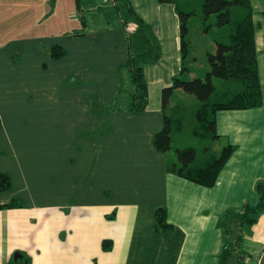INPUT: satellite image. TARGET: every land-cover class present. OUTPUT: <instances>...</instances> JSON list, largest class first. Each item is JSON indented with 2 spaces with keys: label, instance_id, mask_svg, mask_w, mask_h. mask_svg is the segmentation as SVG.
Instances as JSON below:
<instances>
[{
  "label": "crops",
  "instance_id": "obj_1",
  "mask_svg": "<svg viewBox=\"0 0 264 264\" xmlns=\"http://www.w3.org/2000/svg\"><path fill=\"white\" fill-rule=\"evenodd\" d=\"M24 1L14 18L16 46L0 48V106L6 112L14 108L16 117L11 130L4 125L6 112L0 113V149L14 155L24 172L0 199L1 205L18 198L24 203L0 210V264H221V219L256 206V186L264 181V0H251L263 105L217 113L218 141L236 150L213 188L168 173L171 155L153 146L165 124L162 92L186 65L175 5L132 0L161 52L143 70L149 105L133 115L134 86L129 72L120 71L129 57V33L114 11L108 9L113 22L102 21L109 17L102 3L112 2L91 0L94 19L89 23L82 15L84 30L55 35L57 3L40 18L30 15L27 33L22 32V12L32 13L39 0ZM95 6L98 10L91 11ZM82 30L83 35L74 36ZM54 45L65 48L67 57L54 62ZM137 48L145 60L151 58L148 53L155 56L150 42L141 40ZM32 73L44 84L34 86L38 93L29 86ZM10 82L16 83L13 92ZM105 123L111 131L103 135ZM160 207L175 228L172 236L155 230ZM230 227L234 242L239 235L242 239L227 264H239V259L264 264V214L243 229L235 215ZM105 241L112 242L108 252Z\"/></svg>",
  "mask_w": 264,
  "mask_h": 264
},
{
  "label": "trees",
  "instance_id": "obj_2",
  "mask_svg": "<svg viewBox=\"0 0 264 264\" xmlns=\"http://www.w3.org/2000/svg\"><path fill=\"white\" fill-rule=\"evenodd\" d=\"M116 3V12L121 17L125 29L131 28L138 32L140 40L144 43H151L153 54L148 53L149 60L143 58L142 53H138L137 45H140L133 34H128L127 42L129 57L120 71L127 70L130 74L134 91L131 96L130 112L133 115L144 113L149 105V88L145 80L143 70L148 64L157 62L160 58L159 45L154 37L151 27L143 21L133 8L132 0H109ZM160 4H172L176 7V12L181 21V45L183 59L189 54V44L187 35L189 33L188 24L191 18L198 14L193 10L192 0H158ZM53 6L56 0H52ZM76 6L81 10V1L76 0ZM200 10L202 19L205 22L214 20L207 27L216 26L223 30L224 38L217 42L216 52L209 54L210 72L206 79L195 78L191 81L186 79L188 70L184 65L181 75L173 80L171 87L165 88L162 92V109L164 113V128L155 134L153 146L158 153L170 154L173 147L172 133L182 129L180 118L174 119L169 115V106L172 96L177 90H182L188 94L195 95L202 102L197 111V125L193 128V137L201 142H213L219 140L217 133V113L220 111L248 110L260 108L263 105L262 89L259 77L257 61V49L255 45V24L253 21V8L251 0H201ZM80 14L82 27L86 21ZM75 32L74 36L83 35ZM67 50L59 45L52 47V60L54 62L66 58ZM153 57V58H152ZM215 80L225 83L236 82L242 86L238 94H234L226 101L216 102L213 96L216 92ZM114 108L112 111H121ZM173 116V117H172ZM105 130L102 134H109L111 127L105 123ZM2 126L0 120V127ZM233 145L227 144L220 156H213L211 153L200 155L197 148L191 146L183 150H176V157H170L167 163L168 173L175 174L189 182L195 183L205 188H213L218 177L235 152ZM12 177L10 174L0 172V196L12 190ZM259 195V203L256 206L247 205L238 212H229L221 219V227L224 232V244L221 254V264H227L232 255L233 246L239 247L242 236H238L234 242L230 222L235 215L240 216V227H250L254 225L258 218L264 214V181L256 186ZM24 203L18 199L12 200L8 204L1 205L0 210L19 208ZM155 230L163 236H172L175 228L168 222L167 209L160 207L156 214ZM112 249V242H103V250L108 252ZM9 264H16L15 261ZM239 264H244L239 259Z\"/></svg>",
  "mask_w": 264,
  "mask_h": 264
},
{
  "label": "rangeland",
  "instance_id": "obj_3",
  "mask_svg": "<svg viewBox=\"0 0 264 264\" xmlns=\"http://www.w3.org/2000/svg\"><path fill=\"white\" fill-rule=\"evenodd\" d=\"M51 1L52 0H39L37 9L34 8L32 13H27L28 16L26 15L25 12H22V18H21L22 32L23 31L27 32L32 26V22L30 21L29 18L30 15L32 18H34L36 15L38 16V18H40V16L45 12L49 13L51 11L52 9ZM192 1H193V10L197 12L198 16L191 18L188 24L189 33L187 35V40L189 44V54L185 59V64L187 69H190V72L192 73V75L188 73V75L186 76V79L188 81H191L195 78L203 79V80L206 79V76L211 69L208 55L216 52L217 42L221 41L224 38L223 30H220L216 26L209 28L207 27V25L213 23L214 20L209 22L203 21L200 10L201 0H192ZM23 2L25 1L14 0L12 2L11 0H0V48L4 46L3 48L8 50L12 44L14 45V47L16 46V43L13 40H15L16 37L18 36L19 28L17 27V22L14 18L17 17L16 14L19 13L18 11L22 9L23 6L21 5V3ZM32 2L35 3L33 0ZM56 3L58 5V11L54 17L55 20L51 27V29L55 31V35L65 33L66 31L72 32V31L80 30L82 28L81 26L82 21L78 16L80 14H83V16H85L86 18V21L89 23L91 22L92 19H94V15L91 14L88 10V7H90V5L93 4L91 0H82V8H83L82 10L77 8L76 0H56ZM102 5H103V10L106 9L105 11L109 15V17L106 18V20L105 19L102 20L103 22H106L107 20L113 22L114 14H116V16L119 19L120 16L117 14L115 10H113L111 6V5L113 6L115 5L116 7V3H112V4L102 3ZM108 9L110 11H114V14L110 15ZM90 10L95 12V10L97 11L98 9L97 6H95ZM18 22L20 23L19 19ZM13 25L14 26L16 25L14 29H13ZM40 28L42 27H38V29ZM44 31L45 29H43V33L41 34V37H44ZM128 33L133 34L132 36H135V38L138 39V42L141 41L138 32L136 30L131 28L128 31ZM46 36H47L46 39H50L49 34H47ZM6 40H9V43L2 45L1 42ZM214 83L216 87V92L215 95L213 96V99L216 102L226 101L228 98H230L234 94L240 93L242 90V86L236 82L225 83L219 80H215ZM15 84H16L15 82L9 83L8 89L10 92H13L15 90ZM30 84L31 85L29 86L31 87V92L35 90L34 86L36 84H39V87L41 85V89L44 87V84L41 83L39 79L37 83L36 79L34 78V73H32L31 75ZM35 91L37 93L39 92L37 90ZM201 104L202 102L198 100V98L195 95L188 94L182 90L176 91L175 94L172 96L168 113L169 115L177 116L174 117V119L180 118L181 121H183V129L176 130V128H174V131L172 133L173 147L169 155H171L170 157H173V160L176 157L175 154L176 150H183L186 149L187 147L193 146L197 148L200 155L211 153V155L218 157L221 155L224 147L226 146L224 142H220L218 140L205 143V142L197 141V139L193 137L192 134L193 128L197 125L198 122L196 115ZM13 109L14 108H10L6 112V109L0 106V113L6 112V115H3L5 116L4 125H7V128H10L11 130H12L11 121L14 118H16L12 114ZM7 128H5V130H8ZM1 135L2 133L0 131V136ZM1 153H3V155ZM0 157H1L0 171L6 174H10L12 177V185L13 184L16 185L17 183L20 182L19 179L24 173L22 172V168L17 163L14 155H12L10 152L5 153L4 150L2 151L0 149ZM3 196L5 195H2L0 199ZM19 199L20 198H18V200Z\"/></svg>",
  "mask_w": 264,
  "mask_h": 264
},
{
  "label": "water",
  "instance_id": "obj_4",
  "mask_svg": "<svg viewBox=\"0 0 264 264\" xmlns=\"http://www.w3.org/2000/svg\"><path fill=\"white\" fill-rule=\"evenodd\" d=\"M21 257H22V255H18V257H15V260L17 261Z\"/></svg>",
  "mask_w": 264,
  "mask_h": 264
}]
</instances>
